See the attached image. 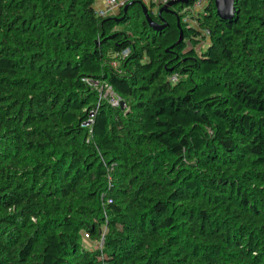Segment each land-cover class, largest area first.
Listing matches in <instances>:
<instances>
[{
  "label": "trees",
  "instance_id": "obj_1",
  "mask_svg": "<svg viewBox=\"0 0 264 264\" xmlns=\"http://www.w3.org/2000/svg\"><path fill=\"white\" fill-rule=\"evenodd\" d=\"M140 1L0 0V264H264V0L161 31Z\"/></svg>",
  "mask_w": 264,
  "mask_h": 264
},
{
  "label": "built area",
  "instance_id": "obj_2",
  "mask_svg": "<svg viewBox=\"0 0 264 264\" xmlns=\"http://www.w3.org/2000/svg\"><path fill=\"white\" fill-rule=\"evenodd\" d=\"M127 1L128 0H124V2H121V0H96L95 10L97 15L101 18L117 17L118 11ZM171 1L175 0H141L142 3L151 9L153 14H159L160 9L167 6ZM209 3L210 0H198L192 6L183 8L179 13V18H181L183 24L188 28L200 30V21L207 15V7L209 6ZM202 36L198 38L201 41V44H204L205 42L208 44L210 38L209 31L202 30ZM130 53V49H126L123 52L116 54L111 63L113 69L116 71L120 70L122 62L126 60ZM82 81L93 92L98 94L100 102H105L113 108H122L123 110H126V105L124 104L122 97L115 92L110 83L91 77H85ZM177 81L178 76H173L171 82L176 83ZM91 122L87 123L86 126H89ZM108 203L110 204L111 201ZM84 239L88 242L90 239L89 235L86 234Z\"/></svg>",
  "mask_w": 264,
  "mask_h": 264
},
{
  "label": "water",
  "instance_id": "obj_3",
  "mask_svg": "<svg viewBox=\"0 0 264 264\" xmlns=\"http://www.w3.org/2000/svg\"><path fill=\"white\" fill-rule=\"evenodd\" d=\"M236 2L237 0H214L215 8H216V14L219 17L220 20L222 21H232L238 19L240 15V10L237 9L236 7ZM142 6L144 16L146 18V21L148 22L149 26L154 30V31H161L163 30L167 24H161L158 21L154 20L151 16V9L146 6L144 3L141 1L139 2ZM190 3V0H175L171 1L167 6L163 7L159 11V17L162 18L163 14L165 13H170V14H175V11L173 10L174 7H177L178 5L183 8L184 6H188ZM133 3L128 4L124 8V12L126 13L128 11V8L130 5ZM125 18L122 17L120 21H122ZM178 22H180L179 16H177ZM163 20V19H161ZM179 28H181V25L179 24ZM184 40V35L183 31H180V38L178 43H181Z\"/></svg>",
  "mask_w": 264,
  "mask_h": 264
},
{
  "label": "rangeland",
  "instance_id": "obj_4",
  "mask_svg": "<svg viewBox=\"0 0 264 264\" xmlns=\"http://www.w3.org/2000/svg\"><path fill=\"white\" fill-rule=\"evenodd\" d=\"M121 2H124V0H121ZM122 8L118 11L117 15L119 16L120 12H121ZM206 45L207 42H205L204 44H201L197 47V51L201 52V51H205L206 50ZM85 244V248L90 249V250H99L103 247V239L101 241L98 242H86Z\"/></svg>",
  "mask_w": 264,
  "mask_h": 264
}]
</instances>
